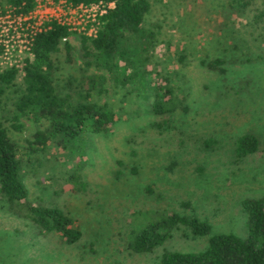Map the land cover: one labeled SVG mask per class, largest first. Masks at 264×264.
I'll return each mask as SVG.
<instances>
[{"label": "rangeland", "instance_id": "rangeland-1", "mask_svg": "<svg viewBox=\"0 0 264 264\" xmlns=\"http://www.w3.org/2000/svg\"><path fill=\"white\" fill-rule=\"evenodd\" d=\"M47 1L53 4L39 5L37 16H58L69 30L54 63L59 90L71 93L73 78L104 75L102 83L96 81L104 92L94 100L112 104L121 121L112 122L116 129L111 133L54 135L44 119L13 112L12 88L0 94V123L17 147L19 175L27 193L22 202L0 199V264H153L165 252H198L206 247V236L184 237L177 230L151 251L127 247L146 224L161 223L172 212L189 214L191 209L210 224L211 234H243L242 204L264 194V51L253 46L243 55L239 49L221 50L217 43L206 46L202 27L193 30L191 22H186V28H176L184 13L166 11L151 66L182 67L189 87L176 96L172 116L158 119L167 120L164 131L155 133L146 125L148 116L145 120L131 117L136 109L144 111L137 81L115 83L103 71L86 66L90 58L82 55V37H92L104 7L73 10L64 6V0H36ZM149 1L151 20L173 2ZM248 1L242 18L246 31L251 30L246 22L255 21L261 8V0ZM15 19L5 0H0V29L5 31ZM243 25L238 24L241 29ZM244 37L250 41L252 36L244 32ZM65 42L70 46L68 53L63 50ZM177 45L193 52H187L184 67L176 58L168 61ZM2 48L0 72L15 67L18 85L23 60L31 55L15 50L4 54ZM208 52L224 57L218 65L223 73L199 68L196 59ZM122 95L127 101L119 103ZM168 128L177 129L178 134ZM39 133H44L45 142L39 141ZM244 134L255 137L256 152L237 157V138ZM199 161L203 169L198 170ZM67 176L72 177L70 183L65 182ZM37 208L55 209L68 217L80 233L78 240L65 243L57 232L47 231L31 211Z\"/></svg>", "mask_w": 264, "mask_h": 264}, {"label": "trees", "instance_id": "trees-1", "mask_svg": "<svg viewBox=\"0 0 264 264\" xmlns=\"http://www.w3.org/2000/svg\"><path fill=\"white\" fill-rule=\"evenodd\" d=\"M64 3L70 7L98 3L105 7L104 13L99 16L94 35L91 38L82 37V55L85 59L90 58L86 61V66L91 65L96 70L103 71L115 83L137 81L144 111L139 113L136 109L134 115L130 113L131 117L135 119L142 116L145 120L148 116L146 125L153 128L155 133L158 130L164 131L167 120L158 119L172 116L176 96L189 87L184 81L186 74H183L185 71L182 67H169L168 63L160 69L151 66L152 51L156 50L154 43L158 40L166 11L171 8L184 13L183 17L178 18L179 25H174L176 28H186V22H191L193 30L202 27L206 46L217 43L221 50H226L227 47L229 50L239 49V53L243 55L247 54L248 47L253 46L260 53L264 51V0L260 1L261 8L255 16L257 19H251V23L246 22L250 31L245 30L242 21L248 0H173L169 7L165 5L168 3L165 0L162 4L167 7L166 10L165 7L161 8L154 20L149 19V0H64ZM196 3L202 6H197ZM5 4L13 16H22L34 8L36 0H5ZM240 21L243 29L238 26ZM45 26L33 37L29 51L31 58L23 60L21 82L16 85L17 70L13 66L0 72V94L9 92L12 88L13 94L9 98L13 112L25 117L32 116L33 119H44L50 134H61L69 138L84 133L114 132L116 127L112 122L121 121L118 109L107 102L97 103L94 100V96L104 92L101 84L96 82L101 80L102 83L104 75L90 76L86 80L73 78L71 93L59 90L53 74L54 63L56 54L60 51L61 39L68 36L69 30L55 21H50ZM209 32L211 33L207 35ZM244 32L252 36L250 41L244 37ZM63 47L65 53H68L70 46L65 42ZM186 50L188 49L182 50L177 45L174 46L175 54L169 50L165 52H170L168 61L173 63V58H176V62L183 66L186 64V54H193L189 52L191 49ZM196 60L203 72L215 71V68L219 73L224 71L218 67L225 61L224 57L213 56L208 52ZM67 84L70 89L71 82L67 81L65 85ZM121 101L126 102V97L122 95L118 102ZM221 129L223 130L222 127ZM167 130L173 135L178 134L175 128ZM37 138L41 139L40 142L47 139L44 133H39ZM237 145V157L256 152V140L251 134L238 137ZM196 167L198 170L199 167L203 169L200 161ZM19 174L17 147L0 123V199L25 201L27 193ZM71 180L72 177L67 176L65 182L70 183ZM242 210L244 218L240 226L243 233L241 235L236 232L211 234L210 224L198 218L191 209L189 214L178 215L172 212L161 223L146 224L132 236L133 240L127 243V247L136 252L151 251L170 237L172 231L177 230L184 237L206 236V247L198 252H165L153 264H264V194L245 201ZM31 211L37 215L40 225H44L47 231L57 232L65 243H73L80 237L72 221L60 211L49 208Z\"/></svg>", "mask_w": 264, "mask_h": 264}, {"label": "built area", "instance_id": "built-area-1", "mask_svg": "<svg viewBox=\"0 0 264 264\" xmlns=\"http://www.w3.org/2000/svg\"><path fill=\"white\" fill-rule=\"evenodd\" d=\"M50 4H53V3L49 1L44 2V4L36 2L34 8L28 14L22 15V16L21 15L13 16L16 19L13 20L12 24L9 25L5 29V31L0 29V47H3L2 50L4 54L10 51H14V50L18 52H21V51L29 52L34 35L40 32L43 28H45L46 23L50 21H55L63 25L66 24L63 21H61L58 16H53L51 14L46 15V13H44V15L37 16L36 9L39 7V5L45 6V5H50ZM64 6L66 8L74 10V9H81V8L92 7V6H103V5L98 3V4L88 5V6L79 5L77 7H70L64 3ZM104 11H105V7H104V10L101 13H99V16L103 14ZM31 17L36 19V22H33L31 24L29 21ZM95 31H93V35ZM2 32L4 33L2 34Z\"/></svg>", "mask_w": 264, "mask_h": 264}]
</instances>
